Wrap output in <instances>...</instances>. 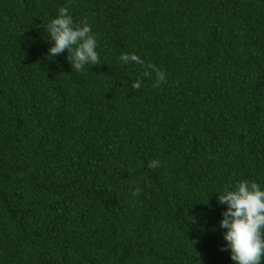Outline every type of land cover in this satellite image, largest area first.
<instances>
[{"label": "trees", "instance_id": "1", "mask_svg": "<svg viewBox=\"0 0 264 264\" xmlns=\"http://www.w3.org/2000/svg\"><path fill=\"white\" fill-rule=\"evenodd\" d=\"M60 7L95 64L48 56ZM240 180L264 187V0H0V264H234Z\"/></svg>", "mask_w": 264, "mask_h": 264}, {"label": "clouds", "instance_id": "2", "mask_svg": "<svg viewBox=\"0 0 264 264\" xmlns=\"http://www.w3.org/2000/svg\"><path fill=\"white\" fill-rule=\"evenodd\" d=\"M48 56H54L67 50L71 53L72 67L82 69L85 64L98 61L97 41L88 23L76 24L66 7H60L57 14L47 24ZM123 63H142L140 57L132 53H121ZM151 67V66H150ZM155 83H162L165 74L153 69ZM141 86L140 79L132 82L133 88ZM159 161L150 160L148 167H156ZM217 200L224 205L219 221L225 244L223 249L229 252L234 264H261L264 258V187L255 181L240 180L234 188H225L217 192Z\"/></svg>", "mask_w": 264, "mask_h": 264}]
</instances>
